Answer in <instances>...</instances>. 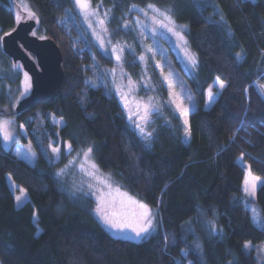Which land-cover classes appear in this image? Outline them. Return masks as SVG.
I'll use <instances>...</instances> for the list:
<instances>
[{"label":"trees","instance_id":"1","mask_svg":"<svg viewBox=\"0 0 264 264\" xmlns=\"http://www.w3.org/2000/svg\"><path fill=\"white\" fill-rule=\"evenodd\" d=\"M25 3L38 18L36 34L60 45L65 79L48 100L15 114L23 76L0 40V117L15 114L36 149L32 165L6 150L0 134V264H256L264 229L246 203L256 202L264 215V181L255 199L245 193L238 159L264 178V98L255 85L264 82V0H92L109 9L114 31L148 5L188 26L197 55L195 74H185L198 104L189 114L191 136L184 141L171 106L149 144L102 79L109 58L85 33L74 0H0V38L15 27L13 5ZM216 78L226 84L206 108L205 91ZM18 141L27 138L20 134ZM52 146L61 148L58 160ZM89 148L115 184L156 211L151 235L116 237L99 221L92 178L79 168ZM6 174L29 201L17 206ZM200 211L223 231L205 233ZM246 242L256 246L248 251Z\"/></svg>","mask_w":264,"mask_h":264},{"label":"rangeland","instance_id":"2","mask_svg":"<svg viewBox=\"0 0 264 264\" xmlns=\"http://www.w3.org/2000/svg\"><path fill=\"white\" fill-rule=\"evenodd\" d=\"M74 3L78 20L85 33L89 35L91 41L103 52V54L109 58L110 63L102 66L104 75H102V79L106 82L110 91L119 98L130 125L140 136L139 129L136 127L137 124L145 129V133H151L152 135L147 139L141 136V138L149 144L158 120L162 118L167 108L173 106L183 122V139L184 141H189L191 136L189 114L198 107V104L194 97L192 87L185 75H194L197 67V55L192 49L186 35L188 26L177 22L173 18L176 25L175 32H180L183 36V39H180L174 32L169 31L167 28L155 25L151 18L153 16H158V13L155 12L153 8L147 6L136 7V13L132 16L130 15L126 19L122 29L114 31L109 25V9L103 4L98 3L94 5L92 0H90L89 7L84 10L76 4V0H74ZM13 8L16 22L30 18H35L38 21L36 14L28 3H25L23 6L14 4ZM155 8L160 9L161 12L167 11L157 6H155ZM216 9L219 10L218 7ZM169 14L171 15L170 12ZM180 26L185 27L181 28ZM34 33L36 34L35 31ZM32 56L34 55L32 54ZM117 57H119V59H117ZM189 57H194L196 63L193 64ZM15 65L22 72L23 76L24 84L21 94L23 98L31 91V77L29 73L23 69L21 62H17ZM155 71L169 88L168 98H165L161 93V85L157 80ZM219 81L223 80L216 78L207 87L205 91L206 102L204 107H210L217 95L222 91V89L219 88ZM255 85L260 92V86L264 85V82L257 81ZM209 88H211L213 92L211 99L208 95ZM173 93L176 95H173ZM262 97L264 98V96ZM146 105L149 106V110L147 121L145 122L141 120L140 117L145 114ZM177 105H182L183 108L188 110L187 116L182 113ZM185 119L188 121L187 124H185ZM52 120L59 127L64 124V121L57 116L52 115ZM5 121L8 122L6 131L10 139L6 141L4 139V130H0L3 147L6 150L11 149L17 157L23 158L34 165L36 162V149L29 140L25 125L22 122L18 124L15 114L12 113H6L0 117V124H3ZM186 128L190 131V135L188 136L185 135ZM20 134H23L27 138L26 142L18 141ZM52 148L58 149V151L54 153L56 160H58L61 148L59 146H52ZM68 148L69 146L67 145L66 149ZM82 158L83 159L79 162V168L88 175L90 172L93 173V175L89 176L92 178L94 196L97 201L95 215L102 225L116 237L133 240H142L155 232L157 228L155 219L156 211L134 194L115 184L111 178L99 168L97 163L93 160L91 153H88L87 157L84 155ZM238 161L245 167V176L242 185L243 190L245 188V178L249 176V173L253 177L260 178L256 183L254 191H252L251 194L247 193L251 198L255 199L257 188L264 181V178L253 173L242 157H240ZM93 164L95 168L92 167ZM81 165H83V168ZM6 180L14 191L15 198L21 196V189L23 190V202L18 203L16 200L17 206H21L29 201V195L26 189L14 182L10 174H6ZM248 187L250 190L252 189L251 184H249ZM138 204H146L150 210L152 226L147 234L137 237L132 228L120 230L105 222V215H107L116 223H131L133 226H138L139 213L142 211L138 207ZM246 206L250 210L255 224L264 229V215L261 213L257 203L252 201L246 203ZM34 218L35 220L37 219L36 214ZM197 220L207 234L220 233L223 231L216 222L208 220L203 211H200ZM191 228L193 227L191 226ZM40 231L41 229H39V232ZM255 246L256 245L251 242V247L246 248V250L249 251ZM256 259V264H264V242L257 250Z\"/></svg>","mask_w":264,"mask_h":264},{"label":"water","instance_id":"3","mask_svg":"<svg viewBox=\"0 0 264 264\" xmlns=\"http://www.w3.org/2000/svg\"><path fill=\"white\" fill-rule=\"evenodd\" d=\"M37 26L38 21L35 18L20 20L1 38L4 52L14 63L21 61L23 69L29 72L31 77L30 93L21 98L15 106L14 112L17 115L48 100L65 79L60 45L52 37H40L35 34L33 31Z\"/></svg>","mask_w":264,"mask_h":264},{"label":"snow or ice","instance_id":"4","mask_svg":"<svg viewBox=\"0 0 264 264\" xmlns=\"http://www.w3.org/2000/svg\"><path fill=\"white\" fill-rule=\"evenodd\" d=\"M76 4L81 8L86 10L89 7L90 4V0H76ZM148 7L153 8L155 12L158 13V16H153L151 19L153 21V23L155 25H158L162 28H167L169 31L174 32L175 35H177L180 39H183V36L180 32H175V22L173 20V17L169 14L168 11H163L161 12L160 9L155 8V6L153 5H148ZM158 17H162V18H158ZM181 28L185 27V26H180ZM240 54H237V56H239ZM192 60V63L195 64V58L194 57H189ZM117 59H119V57H117ZM167 79V78H166ZM225 87V83L224 81H219V88L223 89ZM260 94L261 96H264V85L260 86ZM173 95H176L175 93H173ZM208 95L209 98L211 99L213 96V92L212 89L209 88L208 91ZM178 108H180V110L182 111V113L187 116V112L188 110L186 108H183L182 105H177ZM148 110H149V106H145V114L143 116L140 117L141 120L143 121H147V117H148ZM7 121H5L3 124H0V130H4L5 135H4V139L7 141L8 139H10V136L7 134L6 131V126H7ZM188 121L187 119H185V124H187ZM136 127L139 129V132L141 134V136L145 139H147L148 137H150L152 134L151 133H145V129L143 127H141V125L137 124ZM185 135L188 136L190 135V131L189 129H185ZM58 151V149L56 148H52V152L56 153ZM92 151L91 148H89L87 150V152H85V157H87L88 153H90ZM243 155V153L241 154ZM81 167L83 168V165H81ZM93 168H95V165H92ZM89 175H93V173H89ZM260 178L259 177H253L251 176V174L249 173V176L245 178V188L244 191L246 193L251 194L252 191H254L255 186L257 181H259ZM106 183V181H105ZM251 184L252 185V189L250 190L248 185ZM23 190L21 189V196H17L15 199L17 200L18 203H22L23 202ZM134 203H138V202H134ZM138 207L142 210L139 213V221H138V226H133V224L131 223H116L114 222L112 219H110L107 215H105V222L108 224H111L112 227L123 230L126 228H132V230L135 232L137 237H141L144 234H147L152 226V220L150 218V210L148 209V206L146 204H138ZM245 248H250L251 247V242H247L244 245Z\"/></svg>","mask_w":264,"mask_h":264}]
</instances>
